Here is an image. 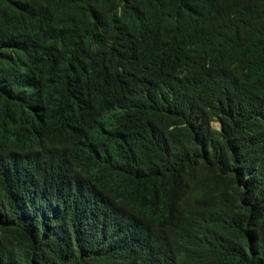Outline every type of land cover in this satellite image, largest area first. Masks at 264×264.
Returning a JSON list of instances; mask_svg holds the SVG:
<instances>
[{"label":"trees","instance_id":"obj_1","mask_svg":"<svg viewBox=\"0 0 264 264\" xmlns=\"http://www.w3.org/2000/svg\"><path fill=\"white\" fill-rule=\"evenodd\" d=\"M209 1L169 0L186 8L173 26L189 21L183 77L158 25L118 42L124 110L40 127L55 151L32 156L0 64V264H264V0H220L237 26L217 36ZM15 2L0 0V26ZM151 59L148 95L133 85Z\"/></svg>","mask_w":264,"mask_h":264},{"label":"clouds","instance_id":"obj_2","mask_svg":"<svg viewBox=\"0 0 264 264\" xmlns=\"http://www.w3.org/2000/svg\"><path fill=\"white\" fill-rule=\"evenodd\" d=\"M179 7L169 0H16L12 19L0 26V64L15 67L3 84L13 102L31 114L25 128L33 138L32 156L55 151L57 144L40 127L76 124L77 118L88 117L91 111L113 118L124 110L111 91L114 80L127 70L126 57L116 50L118 42L134 44L140 33L158 25L161 32L166 30L168 37L175 38L182 67L171 70L184 76L183 67L188 64L183 66V61L190 52L189 21L183 17L184 32L177 36L182 27L177 28L176 15L183 16L186 10ZM201 14L213 36L237 26L220 0H210ZM61 36L65 41L57 50L55 41ZM173 56V51L167 54ZM151 73L152 59L135 72L134 77L142 82L134 89L149 95ZM155 89L165 97L164 89L156 84ZM118 97L128 98L121 93Z\"/></svg>","mask_w":264,"mask_h":264},{"label":"rangeland","instance_id":"obj_3","mask_svg":"<svg viewBox=\"0 0 264 264\" xmlns=\"http://www.w3.org/2000/svg\"><path fill=\"white\" fill-rule=\"evenodd\" d=\"M215 125H216V126H219V124H218V123H215Z\"/></svg>","mask_w":264,"mask_h":264},{"label":"bare ground","instance_id":"obj_4","mask_svg":"<svg viewBox=\"0 0 264 264\" xmlns=\"http://www.w3.org/2000/svg\"><path fill=\"white\" fill-rule=\"evenodd\" d=\"M98 185V184H97Z\"/></svg>","mask_w":264,"mask_h":264}]
</instances>
